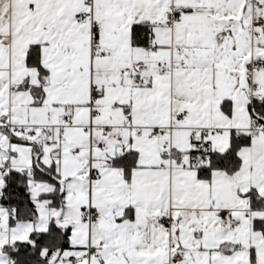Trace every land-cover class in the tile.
<instances>
[{"label": "snow or ice", "instance_id": "1", "mask_svg": "<svg viewBox=\"0 0 264 264\" xmlns=\"http://www.w3.org/2000/svg\"><path fill=\"white\" fill-rule=\"evenodd\" d=\"M0 264H264V0H0Z\"/></svg>", "mask_w": 264, "mask_h": 264}]
</instances>
